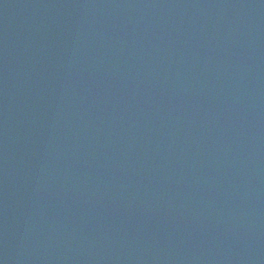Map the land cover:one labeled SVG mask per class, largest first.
Wrapping results in <instances>:
<instances>
[{"label": "water", "instance_id": "1", "mask_svg": "<svg viewBox=\"0 0 264 264\" xmlns=\"http://www.w3.org/2000/svg\"><path fill=\"white\" fill-rule=\"evenodd\" d=\"M0 264H264V0H0Z\"/></svg>", "mask_w": 264, "mask_h": 264}]
</instances>
